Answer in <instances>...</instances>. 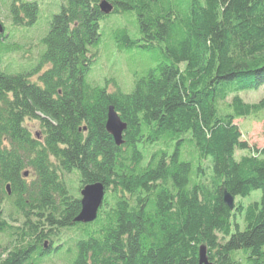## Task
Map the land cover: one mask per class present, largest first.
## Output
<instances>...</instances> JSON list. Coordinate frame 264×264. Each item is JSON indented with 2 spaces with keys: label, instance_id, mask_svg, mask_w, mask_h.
<instances>
[{
  "label": "trees",
  "instance_id": "1",
  "mask_svg": "<svg viewBox=\"0 0 264 264\" xmlns=\"http://www.w3.org/2000/svg\"><path fill=\"white\" fill-rule=\"evenodd\" d=\"M101 1L64 0L20 70L1 69L20 47L0 34V264H46L66 244L69 264H199L200 247L213 264H264V149L235 123L264 108L239 95L264 85V0H106L109 14ZM0 5L12 32L36 21L37 0ZM123 13L134 32L114 28L117 49L160 54L126 92L87 80L102 21ZM110 106L126 124L121 145L105 127ZM71 173L105 187L90 223L74 222ZM255 190L259 201L224 202Z\"/></svg>",
  "mask_w": 264,
  "mask_h": 264
},
{
  "label": "rangeland",
  "instance_id": "2",
  "mask_svg": "<svg viewBox=\"0 0 264 264\" xmlns=\"http://www.w3.org/2000/svg\"><path fill=\"white\" fill-rule=\"evenodd\" d=\"M63 1L64 0H37L39 10L35 23L29 29L24 30L23 28L20 31L13 30V32L10 20L8 19V11L0 5V22L4 27V34L11 32L12 36L8 41L10 43H15L20 47V50L13 53L10 62L5 59L3 60L1 69H7V71L20 70L23 65H25V61H27L24 60V58L33 59L38 56L37 52L41 50V47H38L37 44L41 42L42 37L46 34L43 35V31L46 26L48 30V23L53 14L60 11ZM132 19L133 17L129 13H123L110 14L106 20L102 21L103 38L97 48L96 60L87 76L88 81L99 85H105L106 80H108V87L111 90L115 89V85H113L115 81L120 89L126 92L131 90L134 85V74L137 76L144 75L150 67L154 66L160 60V54L156 48L145 49L141 47H133L131 49H123L122 51L117 49L113 39L112 30L116 27L125 26L132 34L134 32ZM239 95L246 102L257 103L264 99V85L257 90L244 91L239 93ZM235 123L239 127L242 140H245L250 146H253L257 150L264 149V108L255 116L236 119ZM27 126L32 134L35 135L41 133L38 121H28ZM157 147L158 145H155L150 148V150L152 151ZM190 147V144H184L182 146V153L184 154V151H188V148ZM247 153L248 150H237L235 153L236 160ZM262 157H264V154ZM63 179L70 194L80 198V189L82 188V185L79 182L77 174H64ZM260 196V191L255 190L248 196H237L234 199V203L240 202L246 206L251 202L259 201ZM3 208L6 216L9 213H12V216H14L11 201H5ZM237 220L239 221L240 229H243L242 216H238ZM233 231H235L234 225H232V232ZM74 232L75 231L73 230H63L62 237L69 240V238L75 236ZM69 242H72V240ZM69 245L70 244H66L65 248L50 255L46 260V264H69L70 257L73 259L76 255V248L74 247V249H71Z\"/></svg>",
  "mask_w": 264,
  "mask_h": 264
},
{
  "label": "water",
  "instance_id": "3",
  "mask_svg": "<svg viewBox=\"0 0 264 264\" xmlns=\"http://www.w3.org/2000/svg\"><path fill=\"white\" fill-rule=\"evenodd\" d=\"M99 7L103 14H109L113 9L112 5L106 0L101 1ZM2 33H4V27L0 22V34ZM105 127L116 144L121 145L123 143V133L126 129V124L120 119L112 106L108 109ZM80 194L81 208L78 215L74 218V222L82 224L90 223L97 217L98 210L102 205L105 195V187L101 182L89 183L80 189ZM224 202L227 206L232 207L234 197L229 193H225ZM199 257V264H213L208 261L204 247H200Z\"/></svg>",
  "mask_w": 264,
  "mask_h": 264
},
{
  "label": "flooded vegetation",
  "instance_id": "4",
  "mask_svg": "<svg viewBox=\"0 0 264 264\" xmlns=\"http://www.w3.org/2000/svg\"><path fill=\"white\" fill-rule=\"evenodd\" d=\"M36 136L39 137V134H37Z\"/></svg>",
  "mask_w": 264,
  "mask_h": 264
}]
</instances>
